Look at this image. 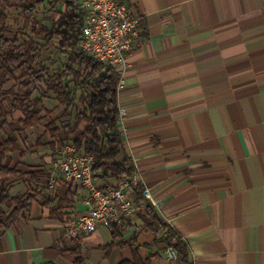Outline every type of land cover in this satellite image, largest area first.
<instances>
[{
	"label": "crops",
	"instance_id": "0c3cea01",
	"mask_svg": "<svg viewBox=\"0 0 264 264\" xmlns=\"http://www.w3.org/2000/svg\"><path fill=\"white\" fill-rule=\"evenodd\" d=\"M126 1L144 30L118 94L121 158L131 159L149 201L185 238L193 264H264V0ZM44 156L34 148L13 155L16 176L51 175L36 191L21 175L9 187L13 197L34 198L0 229V264L76 258L74 241L62 235L88 209L89 190L66 181ZM144 207L123 218L132 225L123 241L133 246L107 254L113 237L104 225L81 236L86 262L119 264L139 246L144 258L156 254L152 264H170L158 255L163 243L153 244L154 232L141 227Z\"/></svg>",
	"mask_w": 264,
	"mask_h": 264
},
{
	"label": "trees",
	"instance_id": "16d2710c",
	"mask_svg": "<svg viewBox=\"0 0 264 264\" xmlns=\"http://www.w3.org/2000/svg\"><path fill=\"white\" fill-rule=\"evenodd\" d=\"M3 1L18 12L31 34H12L9 15L0 5V229L12 225L32 205L34 197L30 194L26 197L10 195L9 187L17 176L21 175L22 180L36 191L38 185L48 183L42 178L48 179L51 175V172L39 169L16 176L12 162L17 151L23 156L34 146L38 149L48 147L56 156L66 144L73 143L78 151L94 157L93 177L103 184L128 177L134 170L129 157L121 158L119 76L83 49L85 11L81 0ZM41 8L55 12L58 18L48 15L40 18ZM45 48H53L64 57L63 64L57 69L44 63L42 53ZM40 86L56 94L58 104L64 106V115L74 108L73 118L60 124L53 114L54 108L45 105L44 97L34 96ZM38 128L41 132L32 143L29 132ZM134 189L136 205L145 206L138 213L141 227L154 232L153 244L164 245L158 255L162 256L166 248L172 247L178 258L170 264L191 262L190 246L185 238L161 218L143 195L141 185ZM131 227L124 219L110 226L113 241L104 246L107 254L117 245H135L134 240L123 241L125 232ZM78 239L73 240L71 252L76 258L72 264H88ZM155 255L144 258L137 246L132 248V257L119 264H152ZM44 264L55 263L47 261Z\"/></svg>",
	"mask_w": 264,
	"mask_h": 264
},
{
	"label": "built area",
	"instance_id": "2783aa9c",
	"mask_svg": "<svg viewBox=\"0 0 264 264\" xmlns=\"http://www.w3.org/2000/svg\"><path fill=\"white\" fill-rule=\"evenodd\" d=\"M81 6L85 11L82 47L118 74L119 94L126 85L128 55L144 30L143 16L126 0H81ZM123 116L124 111L120 108L119 123ZM94 165V157L78 151L73 143L66 144L53 160L54 170L66 181L89 190L88 209L78 215L62 235L68 241L93 232L99 225L110 227L124 217L134 215L139 208L134 203L135 186L141 185L143 195L151 198L150 188L142 186L135 168L128 177L103 184L93 177ZM54 182L55 177L52 176L50 183ZM165 254L170 263L178 258L172 247L166 248Z\"/></svg>",
	"mask_w": 264,
	"mask_h": 264
},
{
	"label": "rangeland",
	"instance_id": "374dc122",
	"mask_svg": "<svg viewBox=\"0 0 264 264\" xmlns=\"http://www.w3.org/2000/svg\"><path fill=\"white\" fill-rule=\"evenodd\" d=\"M0 5L1 7L5 10V12L8 13L9 18H10V26L12 28L13 33L15 34L16 32H20L23 35L27 36L30 35V29L27 28L28 26H25V24L23 23L22 19H20L18 12L9 7L7 5V3H5L3 0H0ZM48 8H41L40 9V14L39 17L42 18L44 15H48L50 18H58V15L53 12V11H48ZM25 26V27H24ZM42 57L44 60V63L48 66H50L53 69H57L61 64H63L64 62V57L59 54L55 49L53 48H45L43 49V53H42ZM34 96H43L44 97V103L47 107L49 108H54V116L58 117V121L60 124L63 125V123H65L66 121H68L70 118H73L74 116V108H71L70 113L64 115L62 113L64 106L63 105H59L58 104V100L56 98V94H54L53 92H49L47 91V89L45 88V86H40L36 91ZM41 132V128L36 129L35 131H30L29 132V137L32 143H35L36 139L38 138L39 134ZM44 141H47V137L43 138ZM34 150H41V152H44V157L48 158L50 157V161L51 158H55V156H53L52 154H48L47 151H49L50 149L48 147H43L42 149H38L35 148V146L33 147ZM31 151V150H29ZM28 152V151H27ZM46 152V153H45ZM45 158V159H46Z\"/></svg>",
	"mask_w": 264,
	"mask_h": 264
}]
</instances>
